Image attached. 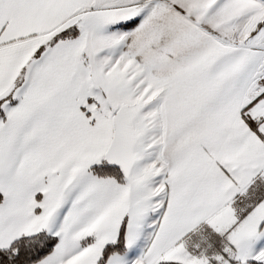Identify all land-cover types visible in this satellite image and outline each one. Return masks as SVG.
Returning a JSON list of instances; mask_svg holds the SVG:
<instances>
[{
	"label": "snow or ice",
	"instance_id": "snow-or-ice-1",
	"mask_svg": "<svg viewBox=\"0 0 264 264\" xmlns=\"http://www.w3.org/2000/svg\"><path fill=\"white\" fill-rule=\"evenodd\" d=\"M0 264H264V0H0Z\"/></svg>",
	"mask_w": 264,
	"mask_h": 264
}]
</instances>
